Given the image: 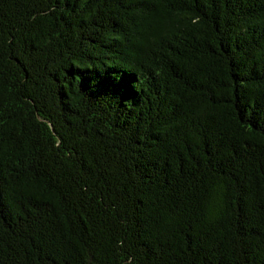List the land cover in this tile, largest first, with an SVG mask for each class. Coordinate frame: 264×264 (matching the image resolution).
I'll return each instance as SVG.
<instances>
[{
  "label": "trees",
  "instance_id": "trees-1",
  "mask_svg": "<svg viewBox=\"0 0 264 264\" xmlns=\"http://www.w3.org/2000/svg\"><path fill=\"white\" fill-rule=\"evenodd\" d=\"M0 264H264V0H0Z\"/></svg>",
  "mask_w": 264,
  "mask_h": 264
}]
</instances>
